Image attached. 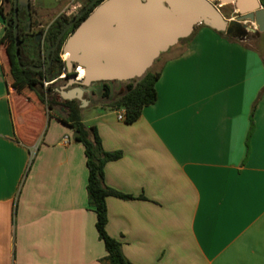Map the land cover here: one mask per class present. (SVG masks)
Masks as SVG:
<instances>
[{
    "label": "crops",
    "instance_id": "crops-1",
    "mask_svg": "<svg viewBox=\"0 0 264 264\" xmlns=\"http://www.w3.org/2000/svg\"><path fill=\"white\" fill-rule=\"evenodd\" d=\"M244 45L199 25L158 58L134 123L101 107L83 121L121 153L104 184L131 199L106 198L105 230L131 264H264V92L245 158L264 58ZM5 66L0 49V264H101L84 147Z\"/></svg>",
    "mask_w": 264,
    "mask_h": 264
},
{
    "label": "water",
    "instance_id": "water-1",
    "mask_svg": "<svg viewBox=\"0 0 264 264\" xmlns=\"http://www.w3.org/2000/svg\"><path fill=\"white\" fill-rule=\"evenodd\" d=\"M103 0L66 37L60 53L66 56V72L74 67L83 69L82 80L69 76V84L76 87L59 89L64 101L77 100L84 104L85 88L100 82H129L142 78L155 61L176 46L180 40L192 35L197 25L222 32L238 42H245L244 30L241 36L232 35L233 26L245 27L237 21L226 20L219 8L232 5L238 14V21L255 23L257 31L264 32V8L259 0ZM14 22V43L19 62V32L16 12ZM65 32V31H64ZM62 32L52 48H57L64 34ZM50 45V43H48ZM49 55V51L46 56ZM34 71L45 68L21 66ZM67 87V86H66Z\"/></svg>",
    "mask_w": 264,
    "mask_h": 264
},
{
    "label": "trees",
    "instance_id": "trees-1",
    "mask_svg": "<svg viewBox=\"0 0 264 264\" xmlns=\"http://www.w3.org/2000/svg\"><path fill=\"white\" fill-rule=\"evenodd\" d=\"M259 2L264 8V0H259ZM0 16L2 17V23L5 29L4 34L8 35L11 40L13 62L10 65L5 66V73L8 80L13 86L18 88L20 93L27 96L28 99L33 100L36 104L41 106V108L46 109L49 113H52L57 121L71 128L73 130V142L79 143L84 147L86 167L88 170L86 186L88 205L95 212V227L98 233V238L104 243L107 253L106 256L100 260V263L131 264L123 256L121 244L117 240L111 238L105 230L107 224L106 198L116 197L120 199H131L130 196L117 193L104 184L105 165L109 162L118 160L121 157V153L105 152L101 147L100 138L96 129L93 127L87 128L84 125V110L80 108L81 103L77 100L64 101L53 85L56 82L53 81L56 80L63 71L66 72L65 63L60 58V49L67 36L60 43V47L48 68L40 71H34L29 68H21V66H32L34 68L44 67L46 65L45 57L44 55H40V48H34L25 43L22 38H20L19 33L20 45L18 62L15 53L13 35V14L10 12L9 16H5L0 9ZM215 32L227 40H233L231 37L226 36L222 32ZM191 38L192 35L186 39L180 40L173 48L179 47L183 50L189 44ZM157 61L158 59L155 63ZM155 63L142 78L127 82L125 88L120 91L119 95L115 99L111 98L112 89L110 87V84L115 82H100L99 84H102L104 88V91L101 94V100H109L105 109H109L111 111H123V122L126 124L134 123L140 117L142 109L146 106L154 104L157 99L155 84L159 78L160 72L154 70L153 67ZM50 82L53 83L44 87V83ZM263 92L264 88L261 90L252 106L250 130L246 138L245 158H247L249 152V140L254 127L252 115L254 114L255 107ZM59 109L63 110L62 115L56 114V111Z\"/></svg>",
    "mask_w": 264,
    "mask_h": 264
},
{
    "label": "flooded vegetation",
    "instance_id": "flooded-vegetation-1",
    "mask_svg": "<svg viewBox=\"0 0 264 264\" xmlns=\"http://www.w3.org/2000/svg\"><path fill=\"white\" fill-rule=\"evenodd\" d=\"M75 1L76 0H4L9 8V13L12 12L13 17L16 12L20 38L30 46L40 48V55H44L46 65L42 68L49 67L62 40L68 36L84 18L87 17L101 0H82V3L78 4V8H75L72 5ZM72 7L74 8L72 9ZM230 9V14L232 11L236 14L234 19L230 20L237 21V23L242 24L245 27V29H242L238 26H233L232 35L234 37H239L241 36L242 31L248 30V33L245 35V39L248 40L252 31L243 24L245 21L237 20L238 14L235 9L233 7ZM62 32H64V34L62 35L60 43L53 52L52 48L55 46L57 39ZM48 43H50V45H48ZM48 51L49 55L46 56ZM66 74L63 81L67 86L66 89L69 90L72 87V85L68 86L69 76L74 75V79L77 80L74 68L72 74ZM61 81L62 80H57L55 84H53L56 91H58L56 87L57 83ZM99 85V90L91 92L101 100V94L103 93L104 88L102 84ZM86 89L87 88H85V91Z\"/></svg>",
    "mask_w": 264,
    "mask_h": 264
},
{
    "label": "rangeland",
    "instance_id": "rangeland-1",
    "mask_svg": "<svg viewBox=\"0 0 264 264\" xmlns=\"http://www.w3.org/2000/svg\"><path fill=\"white\" fill-rule=\"evenodd\" d=\"M209 1H211L215 5H218L217 0H209ZM79 3H82V0H76L72 5L75 8H78ZM232 7H233L232 5H225V6H223V8H219L221 14L223 15V17L226 20L234 19V16L236 15L233 11L230 14V10H231L230 8H232ZM0 9L3 12V15L9 16V8L6 5V3L4 2V0H0ZM0 23L4 28L1 16H0ZM243 24L246 25L250 30L257 31V27H256L255 23H252L250 21H245ZM198 26L199 25H197L195 28H197ZM4 33H5V29H3L2 39L0 40V49L2 50V54L4 56L6 65H10L13 62V56H12V50H11V40L9 39V36L4 34ZM244 43H245V45H244L245 48L253 50L257 54V56L259 55V56H261L262 59L264 58V32H262V33L251 32L248 40H246ZM60 56H61L60 58H64V56L62 54ZM159 64H160V62H158L154 65L153 68L155 71L158 69ZM72 73H73V70H72L71 74ZM126 83L127 82H115V83L110 84V87L112 89V91H111V98L112 99L117 98L120 91L125 88ZM56 87L58 90L61 88H63L64 90H67L65 82L63 80L61 82L57 83ZM74 87H76V85H72L71 89ZM99 88H100V85L98 83L93 84L89 88L86 89V91L83 95V99L89 102L87 104H84L83 108H82L84 110V112H83L84 120H88L89 118H91L95 114L94 108H96V107L106 108V106L109 103V100H100L99 98H97V96L92 94L91 91H97V90H99ZM51 95H52V93H51Z\"/></svg>",
    "mask_w": 264,
    "mask_h": 264
},
{
    "label": "built area",
    "instance_id": "built-area-1",
    "mask_svg": "<svg viewBox=\"0 0 264 264\" xmlns=\"http://www.w3.org/2000/svg\"><path fill=\"white\" fill-rule=\"evenodd\" d=\"M73 8V7H72ZM62 59V61L64 62V60H65V58H61ZM80 69H82V68H80V67H74V73H75V75H76V79L77 80H82V78H83V75H84V73H80L79 74V70ZM83 70V69H82ZM65 74H66V72L65 71H63L62 72V74L56 79V80H54L53 82H55V81H57V80H63L64 79V76H65ZM53 82H50V83H44V87H47L49 84H51V83H53ZM117 119L118 120H120V121H123V119H124V112L123 111H119L118 113H117Z\"/></svg>",
    "mask_w": 264,
    "mask_h": 264
},
{
    "label": "bare ground",
    "instance_id": "bare-ground-1",
    "mask_svg": "<svg viewBox=\"0 0 264 264\" xmlns=\"http://www.w3.org/2000/svg\"><path fill=\"white\" fill-rule=\"evenodd\" d=\"M254 27H255V26H254ZM64 58H66V56H64ZM78 72H79V74H80V73L82 74V73H83V70L80 69Z\"/></svg>",
    "mask_w": 264,
    "mask_h": 264
}]
</instances>
